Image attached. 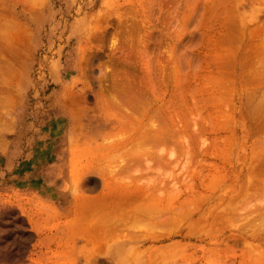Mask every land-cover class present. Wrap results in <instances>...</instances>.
<instances>
[{"label":"rangeland","instance_id":"1","mask_svg":"<svg viewBox=\"0 0 264 264\" xmlns=\"http://www.w3.org/2000/svg\"><path fill=\"white\" fill-rule=\"evenodd\" d=\"M0 23V264H264V0H0ZM122 176L152 192L107 219L144 210L88 239L61 205Z\"/></svg>","mask_w":264,"mask_h":264},{"label":"bare ground","instance_id":"2","mask_svg":"<svg viewBox=\"0 0 264 264\" xmlns=\"http://www.w3.org/2000/svg\"><path fill=\"white\" fill-rule=\"evenodd\" d=\"M259 1V0H258ZM242 2V1H241ZM231 3V2H230ZM233 3V2H232ZM234 6V5H233ZM135 11H136V9H135ZM144 11V10H143ZM138 14V13H137ZM147 14V13H146ZM150 15V14H149ZM135 16V15H134ZM137 17V16H136ZM141 17V16H140ZM146 17V16H145ZM149 17V16H148ZM3 18H1V20H2ZM144 19V18H143ZM145 19H147V18H145ZM135 20H136V18H135ZM135 20H133V21H135ZM138 20V19H137ZM17 22H18V20H16ZM132 21V22H133ZM8 22H10V20L8 21ZM138 22V21H137ZM12 23H13V21H12ZM19 23V22H18ZM131 23V22H130ZM134 23V22H133ZM1 24V23H0ZM137 24V23H136ZM259 24V23H258ZM7 25H10V23L9 24H5V26L8 28V26ZM14 25V24H13ZM17 25V24H16ZM138 25V24H137ZM140 25V24H139ZM138 25V26H139ZM257 25V24H256ZM1 26V25H0ZM4 26V24H2V27ZM4 26V27H5ZM133 26H135V24L133 25ZM0 28V29H2L1 31H0V37L1 36H3L2 34H1V32L5 29V28ZM19 27H21L20 25H19ZM18 27V28H19ZM257 27V26H256ZM259 27V26H258ZM10 28H11V26H10ZM13 28H17V26H15V27H13ZM132 28V27H131ZM240 28V27H239ZM252 28H254V27H252ZM21 29V28H20ZM19 29V30H20ZM129 29V28H128ZM135 29H138V27L137 28H135ZM140 29V28H139ZM14 30H16V29H13V31L12 32H14L15 33V31ZM18 30V29H17ZM18 30V31H19ZM26 30V29H25ZM131 30V29H130ZM151 30V29H150ZM156 30V29H155ZM21 31H22V29H21ZM20 31V32H21ZM23 31H24V29H23ZM139 31V30H138ZM264 31V30H263ZM11 32V34H14V33H12ZM19 32V33H20ZM134 32V31H133ZM142 32V31H141ZM252 33H253V31H251ZM257 32V31H256ZM9 33V32H8ZM125 33V32H124ZM130 33V32H129ZM147 33V32H146ZM251 33V34H252ZM131 34H132V32H131ZM130 34V35H131ZM139 34V33H138ZM255 34V33H254ZM16 36L18 35V33H16L15 34ZM21 35V34H20ZM259 35V34H258ZM14 35H12V36H10L11 38L13 37ZM24 36V35H23ZM129 36V35H128ZM250 36V35H249ZM254 35H252V37H253ZM6 37V33H5V36H3L2 38H5ZM9 37V38H10ZM18 37H19V35H18ZM251 37V38H252ZM259 37V36H258ZM2 38H0V44H1V46L0 47H2V43L1 42H3V41H5L6 40V38H5V40H3ZM7 38H8V36H7ZM8 38V39H9ZM10 38V39H11ZM17 37H15V38H12V39H14V41H16V42H18V40L19 39H21V38H18V39H16ZM139 37H137V39H138ZM145 38V37H144ZM16 39V40H15ZM24 39V38H23ZM136 39V40H137ZM141 39H142V37H141ZM258 39V38H257ZM260 39V38H259ZM123 40V39H122ZM135 40V41H136ZM139 40V39H138ZM137 40V41H138ZM146 40V39H145ZM264 40V39H263ZM8 41V40H7ZM13 41V42H14ZM134 41V40H133ZM132 41V39H130L129 40V42H128V44H127V46L129 47V49L130 48H132V49H134V47L135 46H137L136 44H135V46H133L131 43L133 42ZM9 42H11V41H9ZM122 42V41H121ZM140 42V41H139ZM139 42H138V44H139ZM242 42V41H241ZM255 42H256V40H255ZM136 43V42H135ZM141 43V42H140ZM262 43V42H261ZM14 44V43H13ZM17 44V43H16ZM16 44H14L15 45V48L16 49H14V51H18V45H16ZM133 44H134V42H133ZM150 44V43H149ZM121 45V44H120ZM124 45V44H123ZM123 45H122V47H123ZM126 45V44H125ZM131 45H132V47H131ZM147 45V44H146ZM240 45V44H239ZM142 46V45H141ZM141 46H138V48L139 47H141ZM260 46V45H259ZM149 47V46H148ZM253 47V46H252ZM260 47H262V46H260ZM124 48H125V46H124ZM147 48V47H146ZM145 48V49H146ZM256 48H258V47H256ZM132 49H130V50H132ZM141 49V48H140ZM144 49V50H145ZM255 49V48H254ZM2 50V48H0V63L1 62H3V59H4V61H5V59H6V56L4 55V53L1 51ZM127 50V49H126ZM138 50V49H137ZM257 50V49H256ZM16 51V52H17ZM128 51V50H127ZM135 51V50H134ZM143 51V50H142ZM167 51H169V50H167ZM262 51V50H261ZM13 52V51H12ZM130 52V51H129ZM258 52V51H257ZM256 52V53H257ZM133 53V52H132ZM138 53V52H137ZM143 53V52H142ZM171 53V52H170ZM254 53V52H253ZM260 53V52H259ZM11 54V53H10ZM14 54V53H13ZM130 55H133V54H131V53H129ZM135 54V53H134ZM12 55V54H11ZM15 56L17 55V57H18V54L16 53V54H14ZM136 55V54H135ZM138 55V54H137ZM5 56V57H4ZM15 56H14V59H16L15 58ZM153 56V55H152ZM10 57H12V56H10ZM127 57H128V52H127ZM130 57V56H129ZM154 57V56H153ZM172 57V56H171ZM264 57V56H263ZM131 58V57H130ZM135 58V57H134ZM137 58H139V57H137ZM156 58V57H155ZM10 59H12V58H10ZM141 59V58H140ZM131 60H133L132 58H131ZM7 61V60H6ZM138 61V60H137ZM155 61V60H154ZM135 62V61H134ZM133 62V63H134ZM153 62V61H152ZM156 62V61H155ZM260 62V61H259ZM137 63V62H136ZM139 63V62H138ZM162 63V62H161ZM157 65V64H156ZM161 65V64H160ZM159 65V67L161 68V66ZM260 65H261V63H260ZM263 65V64H262ZM136 66H138V64H136ZM143 66V65H142ZM164 66V65H163ZM140 67V66H139ZM157 67V66H156ZM234 67V66H233ZM256 67V66H255ZM258 67V66H257ZM264 67V66H263ZM155 67H153V69H154ZM156 69V68H155ZM250 69V68H249ZM161 70H162V68H161ZM251 70V69H250ZM264 70V69H263ZM156 71V70H155ZM158 71V70H157ZM234 71V70H233ZM241 71V70H240ZM253 71H255V70H253ZM146 72V71H145ZM160 72V71H159ZM250 72V71H249ZM257 72V71H256ZM256 72H255V74H256ZM260 72V71H259ZM144 73V72H143ZM152 73H154V72H152ZM142 74V73H141ZM147 74V73H146ZM254 74V73H253ZM254 74V75H255ZM261 74V73H260ZM148 75V74H147ZM147 75H143L144 77H145V79H147V81H148V79H149V76H147ZM257 75V74H256ZM122 76H124V75H122ZM126 76H129V75H126ZM132 76V75H131ZM139 76H141V75H139ZM143 76H141V78L143 77ZM261 76V75H260ZM143 77V78H144ZM257 77V76H256ZM120 78H121V81L122 80H124V79H122V77L120 76ZM125 78H128V77H125ZM132 78L134 79V77L132 76ZM131 78V79H132ZM138 78V77H137ZM142 78V79H143ZM162 78V77H161ZM261 78V77H260ZM259 78V79H260ZM145 79H143V80H145ZM151 79V78H150ZM127 80V79H126ZM124 81L123 83H125V82H128V80L127 81ZM130 80V79H129ZM131 81V80H130ZM142 81V80H141ZM132 82H134V81H132ZM131 82V83H132ZM138 82H140V81H138ZM258 82V81H257ZM122 83V84H123ZM136 83V82H135ZM143 83V82H142ZM149 83V82H148ZM154 83V82H153ZM132 84H134V83H132ZM151 84V83H150ZM149 84V85H150ZM124 85V84H123ZM147 85V84H146ZM259 85H260V83H259ZM137 86V85H136ZM132 87V86H131ZM139 87V86H138ZM145 87V86H144ZM132 88H137V87H132ZM131 88V89H132ZM127 89V88H126ZM150 89H151V85H150ZM232 89V88H231ZM122 90V89H121ZM135 90V89H134ZM140 90V89H139ZM123 91V90H122ZM126 91H130V90H126ZM260 92L261 91H263V90H259ZM134 92H136V90L134 91ZM121 93V92H120ZM131 93H132V91H131ZM131 93H129V94H131ZM256 93V92H255ZM259 93V92H258ZM82 94V93H81ZM85 94V93H84ZM128 94V95H129ZM136 95H137V93H135ZM135 94H134V96H135ZM141 94V93H140ZM231 94V93H230ZM124 95H127L126 93L124 94ZM133 95V94H132ZM139 95V94H138ZM260 94H258V96H259ZM264 95V94H263ZM131 95H129V97H130ZM133 96V97H134ZM76 97V96H75ZM127 97V96H126ZM80 98V97H79ZM125 98V97H124ZM141 97H139V99H140ZM261 98V97H260ZM132 98H130V100H131ZM137 99V98H136ZM136 99H135V101H136ZM142 99V98H141ZM74 100V99H73ZM77 100V99H76ZM132 100H134V98L132 99ZM138 100V99H137ZM252 100V99H251ZM254 100V99H253ZM122 102V101H121ZM124 102V101H123ZM127 102V101H126ZM125 102V103H126ZM129 102V101H128ZM132 102H134V101H132ZM139 102V101H138ZM262 102V101H261ZM135 103V102H134ZM143 103V102H142ZM145 103V102H144ZM256 103V102H255ZM260 103V102H259ZM114 104V106H119L118 105V103H116L115 104V102L113 103ZM122 104V103H121ZM136 104V103H135ZM124 105V104H123ZM129 105V104H128ZM137 105V104H136ZM135 105V106H136ZM113 106V105H112ZM139 106V105H138ZM231 106V105H230ZM130 107V106H129ZM132 107V106H131ZM148 107H149V105H148ZM117 108V107H116ZM139 108V107H138ZM138 108H134V110H133V113H134V115H135V111H137L138 110ZM121 110H122V108H120ZM128 109V108H127ZM232 109V108H231ZM263 109V108H262ZM261 109V110H262ZM124 111H125V109H124ZM123 111V112H124ZM139 111H141V110H139ZM121 112V111H120ZM138 112V111H137ZM264 112V111H263ZM132 112H130V115H129V117L130 118H132V119H129V117H126V118H128L129 120H127V121H125V122H121L120 124H122V127L125 129V127H127L129 124H131L132 122H133V113L131 114ZM1 114V113H0ZM128 114V113H127ZM122 115V114H121ZM131 115H133V116H131ZM145 115V114H144ZM149 115V114H148ZM1 116V115H0ZM141 116V115H140ZM139 116V117H140ZM143 116V115H142ZM2 117V116H1ZM0 117V133L2 132V118ZM138 117V116H137ZM137 117H136V122H141V121H143V120H140V119H137ZM232 117V116H231ZM232 120H234L233 118H231ZM131 123H130V122ZM160 122V121H159ZM135 123V122H134ZM163 123V122H162ZM161 123V124H162ZM233 123V122H232ZM136 124H138V123H136ZM140 124V123H139ZM143 124H145V122L143 123ZM142 124V125H143ZM160 123L158 124V127H159V125H161ZM6 125H7V123H5L3 126H5L6 127ZM135 125V124H134ZM150 125V124H149ZM227 125H228V123H227ZM137 126H139V125H137ZM135 127V129L136 128H138V127ZM162 126V125H161ZM231 126V125H230ZM4 127V128H5ZM130 127V126H129ZM139 127H141V126H139ZM156 127V126H155ZM228 127V126H227ZM144 128V125L142 126V130H140L139 131V128H138V132L144 137L145 135H143V134H145V132H146V130L145 131H143L145 128H147L146 126H145V128ZM161 128V127H160ZM148 129V128H147ZM156 129V128H155ZM154 129V130H155ZM162 130L164 129V128H161ZM127 130V129H126ZM133 130H134V127H133ZM154 130H152L153 132H155ZM158 130V129H157ZM156 130V131H157ZM128 131V130H127ZM181 131V130H180ZM131 132V131H130ZM130 132H128V133H130ZM135 132V131H134ZM151 132V131H150ZM150 132H148L149 134H150ZM158 132V131H157ZM164 132V131H163ZM132 133V132H131ZM147 133V132H146ZM147 133V134H148ZM147 134H146V136L145 137H149V136H147ZM155 134H157L156 132L154 133V134H152V136L153 135H155ZM161 134V133H160ZM159 134V135H160ZM165 134H166V132H165ZM174 134V133H173ZM167 135V134H166ZM142 136H140V135H138L137 134V138L139 137H142ZM123 137V136H122ZM128 137V136H127ZM129 137H130V135H129ZM129 137H128V139H129ZM161 137H163L162 136V134H161ZM160 137V138H161ZM172 137V136H171ZM175 137V136H174ZM125 138H126V136H125ZM146 138V139H147ZM152 138V137H151ZM169 138V137H168ZM167 138V139H168ZM3 139L4 138H2L1 137V135H0V150H2L3 151V148H4V146H3ZM81 139V138H80ZM113 139V138H112ZM123 139V138H122ZM128 139H127V141H128ZM132 139H134V138H132ZM141 139H143V138H141ZM140 139V140H141ZM156 139H158V138H156ZM119 140V139H118ZM124 140V139H123ZM131 140V139H130ZM137 140H139V139H137ZM138 141V142H141V141ZM161 140V139H160ZM81 141V140H80ZM105 141H107V140H105ZM109 141V140H108ZM115 141V140H114ZM150 141V140H149ZM155 141V140H154ZM164 141V140H163ZM167 141V140H166ZM111 142V141H110ZM115 142H117V141H115ZM119 142V141H118ZM132 142V141H131ZM135 142V141H134ZM108 143V142H107ZM107 143H105L104 145L106 146V145H108ZM121 143V142H120ZM137 143V142H136ZM136 143H135V145H136ZM173 143V142H172ZM99 144V143H98ZM102 144H103V142H102ZM110 144V143H109ZM113 144H114V142H113ZM117 144V143H116ZM123 144H124V142H123ZM144 145V144H143ZM111 146V145H110ZM120 146V145H119ZM118 146V147H119ZM136 146H138V145H136ZM74 147V149H72V154H73V156H77V155H81V154H83V151H82V149L80 148V150H79V148H78V146H73ZM100 148H102L101 146H99ZM98 147V148H99ZM114 147H115V145H114ZM132 147V146H131ZM261 147V146H260ZM96 148V147H95ZM94 148V149H95ZM105 148V147H104ZM103 148V149H104ZM107 148V147H106ZM105 148V149H106ZM116 148H117V146H116ZM86 149V148H85ZM93 149V148H92ZM108 149H110L109 148V146H108ZM111 149H112V146H111ZM111 149H110V151H111ZM136 149V148H135ZM146 149V148H145ZM149 150V149H148ZM147 150V151H148ZM114 151V150H113ZM122 151V150H121ZM188 150H186L185 152H187ZM258 151V150H257ZM97 152V151H96ZM102 152H105V151H103L102 150ZM108 152V151H107ZM117 152V151H116ZM141 152V151H140ZM150 152V151H149ZM160 152V151H159ZM163 152H166V151H163ZM95 153V152H94ZM93 153V154H94ZM99 153H101V152H99ZM98 153V154H99ZM111 153H112V151H111ZM139 152H137L136 151V154H134V152L133 153H131V152H129V156H130V159L132 158V157H134V160L136 159H138V158H136L137 157V154H138ZM152 153V152H151ZM158 153V152H157ZM170 153V152H169ZM174 153V152H173ZM75 154V155H74ZM107 154H109V153H107ZM161 154V153H160ZM255 154H257V153H255ZM86 155H89V154H86ZM142 155V154H141ZM158 155H159V153H158ZM94 156V155H93ZM101 156V155H100ZM104 156V155H103ZM105 156H106V154H105ZM176 156V155H175ZM108 157V156H107ZM124 157V156H123ZM141 157V156H140ZM170 157H172V156H170ZM174 157V156H173ZM172 157V158H173ZM75 159H76V157H74ZM74 158H73V161H74ZM83 158V157H82ZM128 158V157H127ZM172 158H170V160L172 159ZM102 159H104V158H102ZM118 159V158H117ZM124 159H125V157H124ZM143 159V158H142ZM101 159H99V161H100ZM134 160H132V162H134ZM151 160H153V159H151ZM156 160V159H155ZM87 161V160H86ZM89 161V160H88ZM95 161V160H94ZM98 161V160H97ZM98 161V162H99ZM108 161H109V159H108ZM112 161V160H111ZM111 161H109V162H111ZM114 161H116V160H114ZM67 162V161H66ZM91 162H93V161H91ZM108 162V163H109ZM113 162V161H112ZM111 162V163H112ZM131 162V161H130ZM158 162V161H157ZM124 163V162H123ZM147 163H149V162H147ZM163 163V162H162ZM114 164V163H113ZM127 164V163H126ZM151 164V163H150ZM84 165H86V164H84ZM89 165V164H88ZM122 165V164H121ZM130 165V164H129ZM83 166V165H82ZM81 166V167H82ZM87 166V165H86ZM95 166V165H94ZM107 166H109L108 164H107ZM118 166V165H117ZM127 166V165H126ZM97 167V166H96ZM100 167V166H99ZM103 167H105L106 168V166H103ZM112 167V166H111ZM120 166H118V168H119ZM83 168V167H82ZM102 168V167H101ZM124 168L125 167H123V168H121V169H119L118 171H119V173L121 172V170L123 169L124 170ZM139 168V167H138ZM149 168V167H148ZM89 169H91V168H89ZM88 169V170H89ZM97 169V168H96ZM96 169H95V171L94 172H96ZM130 169H131V167H130ZM185 169V168H184ZM84 170H87V169H84ZM84 170H82V169H80L79 170V168L77 169V168H73L72 169V173H71V175L70 174H68V175H65V177L66 178H68V179H72L73 180V182H74V185H76L75 184V181L78 179V177H80V173L83 171L84 172ZM94 170V169H93ZM109 170H110V168H109ZM122 170V171H123ZM134 170V169H133ZM152 170V169H151ZM91 171H92V169H91ZM108 171V169L107 170H103V173H106V172ZM111 171H116V170H110V173H112ZM126 171H128V166H127V170ZM137 171H138V169H137ZM82 172V173H83ZM87 172H89V171H87ZM86 172V174H89V173H87ZM93 172V171H92ZM134 172H135V174H136V170H134ZM139 172H141L140 170L138 171V173ZM160 172V171H159ZM103 173H102V175H103ZM109 173V172H108ZM106 174L107 176L108 175H110V174ZM116 173L117 174H119L117 171H116ZM127 173H129V171L127 172ZM163 173V172H162ZM168 173V172H167ZM85 174V173H84ZM98 174V173H97ZM113 174H115V173H113ZM121 174V173H120ZM145 174H146V172H145ZM256 174V173H255ZM91 175V174H90ZM93 175V174H92ZM91 175V176H92ZM100 175V174H99ZM105 175V174H104ZM103 175V176H104ZM129 175V174H128ZM127 175V178L131 181V178H132V176L131 177H129ZM134 175V174H133ZM82 176H83V174H82ZM88 176V175H87ZM110 176H112V175H110ZM114 176V175H113ZM116 176H118V175H116ZM143 176V175H142ZM151 176V175H150ZM101 177V176H100ZM106 177V176H105ZM109 177V176H108ZM115 177V176H114ZM113 177V178H114ZM120 177V176H119ZM124 177V178H123ZM90 178V177H89ZM88 178V179H89ZM112 178V177H111ZM118 178V177H117ZM122 178L123 179H120V178H118V182H117V180L115 181V182H117V184L116 185H114L115 187L118 185V189H117V191L115 192V189L113 188V186H112V190L114 189V191H112L113 192V195H115V197H116V199L114 198V199H110L109 197V195H110V193H109V195H107V193L104 195V194H101V195H104V196H106V197H108L109 198V201L107 202L106 201V197H105V201L104 200H102L103 198H104V196H98L97 195V197L98 198H96V197H92V196H88V195H86V194H84V193H82V190H81V192H77V193H74V195L71 197V198H69V199H67V200H65V203L64 204H62L61 205V207H63V208H66V213H65V215H64V217L65 218H72L74 221L78 218V223H80L79 224V227H77L76 229H81V230H88V229H90L91 231L88 233L90 236H87L86 235V237L88 238V239H93V238H95V236H97L98 237V235L100 234L99 232H100V229H109V231H110V229H118V228H121L122 226H123V228H124V226H126L129 222H131V220L133 219V218H135V217H137V216H139L140 215V213H142V211L141 210H139L138 208H140V209H142L143 207L141 206V207H139V206H136V208H133L134 210H132L131 211V213H130V210H127L128 212L127 213H125L126 211L124 210L122 213H119L120 215L117 217V215H116V217L118 218L117 220L115 219V220H113L115 217H113V218H111V219H109L110 221H108V219H107V217H109L108 215H111V217L112 216H115V215H113V214H116V210H119V209H121L122 208V206L123 205H126V203H128V202H132V201H135V199L139 196V195H141L143 192H146V193H150L151 194V192H149L148 190H150L149 188H150V182H148L149 180H147V182H148V184L149 185H141L140 184V186H139V183L137 184L136 182H135V184L134 183H132L133 181H135V179H133L132 178V182H129V183H123V182H125V180L124 179H126L125 178V176H122ZM148 178V177H147ZM101 179H102V177H101ZM119 179L122 181V183L121 182H119ZM128 179H126V182L128 181ZM256 179V178H255ZM71 180V181H72ZM97 180V179H96ZM104 180V179H103ZM109 180L111 181L112 179H110L109 178ZM115 180V179H114ZM124 180V181H123ZM142 180V179H141ZM151 180V179H150ZM155 180V179H154ZM91 181H93V180H91ZM139 181V180H138ZM153 181V180H152ZM164 181V180H163ZM250 181V180H249ZM89 182V181H88ZM111 182H114L113 180L111 181ZM259 182V181H258ZM110 183V182H109ZM108 183V185H111V184H109ZM141 183H143V182H141ZM153 183V182H152ZM151 183V184H152ZM159 183V182H158ZM107 184V183H106ZM105 184V185H106ZM115 184V183H114ZM121 184V185H120ZM145 184H147V183H145ZM104 185V184H103ZM113 185V184H112ZM107 186V185H106ZM109 188V187H108ZM156 189V188H155ZM176 189V188H175ZM105 190H107V191H105ZM105 190H102V191H105V192H110L111 190H109V189H107V187H106V189ZM109 190V191H108ZM148 191V192H147ZM104 192V193H105ZM111 192V193H112ZM91 195V194H90ZM92 195H94V194H92ZM169 195V194H168ZM145 196H146V194H145ZM151 196V195H150ZM153 196V195H152ZM172 196H173V194H172ZM101 197H103L102 199H100ZM140 197V196H139ZM138 197V198H139ZM155 198V197H154ZM151 199V198H150ZM110 200H111V202H110ZM130 200V201H129ZM53 202H55L54 200H53ZM110 202V203H109ZM148 202V201H147ZM133 203V202H132ZM58 204V203H57ZM128 204H130V203H128ZM59 205V204H58ZM47 207V206H46ZM60 207V206H59ZM145 208H147V207H145ZM151 208H152V205H151ZM127 209V208H126ZM143 210H144V208H143ZM150 210V209H149ZM69 211V212H68ZM120 211V210H119ZM151 211V210H150ZM118 212V211H117ZM152 212V211H151ZM68 213H69V215H68ZM154 213V212H153ZM152 213V214H153ZM143 214H144V211H143ZM151 214V213H150ZM151 214V215H152ZM107 215V216H106ZM144 216V215H143ZM142 216V217H143ZM146 216V215H145ZM105 218H106V220H105ZM141 219V218H140ZM253 221V220H252ZM150 223V222H149ZM257 223V222H256ZM263 223V222H262ZM36 224V223H35ZM133 227V226H132ZM252 227V226H251ZM127 228V227H126ZM118 231H120V230H118ZM123 231V230H122ZM128 232V231H127ZM104 233V232H103ZM111 233V232H110ZM116 233H118V232H116ZM107 234H109V232L107 233V230H106V233H105V235H107ZM113 234V233H112ZM120 233H118V235H119ZM102 235V234H101ZM104 235V236H105ZM117 234H116V236L115 237H117L118 236ZM112 237L110 238V239H114V237H113V235H111ZM110 237V236H109ZM106 238H107V236H106ZM90 240V241H91ZM97 240V239H96ZM91 243H92V241H91ZM96 243V242H95ZM122 252V251H121ZM128 252V251H127ZM129 254V252L128 253H126V252H123L120 256V258H119V261L118 262H114V264H123V260H124V258L125 257H127V255Z\"/></svg>","mask_w":264,"mask_h":264}]
</instances>
